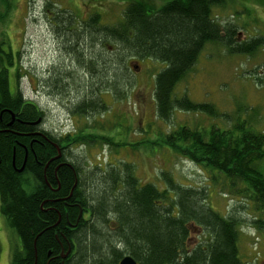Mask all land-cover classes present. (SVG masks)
I'll return each instance as SVG.
<instances>
[{
	"label": "trees",
	"instance_id": "trees-1",
	"mask_svg": "<svg viewBox=\"0 0 264 264\" xmlns=\"http://www.w3.org/2000/svg\"><path fill=\"white\" fill-rule=\"evenodd\" d=\"M163 2L155 10L129 2L121 22L112 27L101 25L99 14H94L70 34L72 15L56 16L57 37L75 63L73 69L83 87L70 109L72 115L104 111L103 93L114 101L122 100L127 61L135 59L162 65L154 77L153 93L159 120L168 122L176 111L229 120L211 104L194 103L184 94L176 98L174 89L206 45L219 44L229 55L250 56L264 47V37L238 43L234 25L220 26L212 11L226 0ZM86 45L101 51L90 55ZM107 46L113 50L107 52ZM12 60L11 50L0 46V215L21 247L12 253L10 264H118L125 256L137 264H255L239 258L238 230L246 221L237 210L223 216L214 211L206 189L180 184L169 173L161 174V184H142L130 162L84 169L67 152L73 145L100 141L115 148L123 146L107 138H56L41 130L43 138L38 136L34 143V169H29L36 183L30 191L23 175L12 168L14 162L19 169L23 159L18 144L28 146L16 132L30 128L8 124L11 114L21 121H35L42 112L24 100L18 89L10 91ZM51 69L46 87L61 92L71 72L60 66ZM235 122L229 130L216 125L206 131L181 128L163 140L170 151L211 173L212 184L220 176L230 196L247 206L250 202L259 216L251 224L264 230V172L259 166L264 160V134L255 133L243 121ZM192 232L200 240L189 248ZM61 247L63 254L67 252L64 259Z\"/></svg>",
	"mask_w": 264,
	"mask_h": 264
},
{
	"label": "rangeland",
	"instance_id": "rangeland-1",
	"mask_svg": "<svg viewBox=\"0 0 264 264\" xmlns=\"http://www.w3.org/2000/svg\"><path fill=\"white\" fill-rule=\"evenodd\" d=\"M129 2L154 10L164 3L163 0H0V46L11 50L13 55L8 73L10 91L18 89L24 100L42 112V129L56 138L87 135L123 145L115 148L100 141L69 147L68 154L82 168L130 162L142 184H159L161 174L169 173L180 184L206 189L207 202L220 215L237 210L239 218L246 221L238 230L239 258L246 263L264 264V230H257L251 224L259 217L251 203L247 206L230 196L220 176L212 184L211 173L170 151L163 140L181 128L206 131L216 125L218 129L229 130L236 120L243 121L255 133L264 134V47L246 56L229 55L223 46L208 44L192 70L174 89L176 98L184 94L194 103L211 104L218 113L229 116L227 121L179 111L168 122L159 120L153 93L154 77L162 65L135 59L127 61L122 100L114 101L110 94L103 93L100 98L104 111L80 117L70 113L83 87L79 73L73 69L75 63L64 53L57 37L56 16L72 15L74 20L68 34L76 33L78 26L94 14H99L101 25L112 27L121 22L125 4ZM212 18L220 26L234 25L238 43L264 37V0H226L223 6L213 9ZM106 50L113 49L107 46ZM99 51L100 48H91L90 55ZM111 56L114 62L116 58ZM58 66L71 72L73 79L68 78L64 83L67 88L57 93L54 88L46 87V82L48 71ZM259 166L264 172V160ZM25 181L28 185L36 184ZM196 232L190 236L189 248L200 240ZM20 249L18 236L0 215V264H10L12 253Z\"/></svg>",
	"mask_w": 264,
	"mask_h": 264
},
{
	"label": "flooded vegetation",
	"instance_id": "flooded-vegetation-1",
	"mask_svg": "<svg viewBox=\"0 0 264 264\" xmlns=\"http://www.w3.org/2000/svg\"><path fill=\"white\" fill-rule=\"evenodd\" d=\"M36 107V106H35ZM37 110H39L37 107H36ZM43 122V119H42V116L41 117H38L35 121H21L19 120V118L14 115V114H11V117H10V122L8 124V126H11L12 124H17L18 126H25V127H28L30 129H26V130H23V131H18L16 132V135L18 137H21L22 140L24 139L26 142H27V145L28 146H25V145H21V144H18V146L20 147L21 151H23V159L21 160V163H20V168L23 167V171L21 173L18 172V170L20 169H17V166L15 165L14 162H12V168L13 170L16 172V173H19V174H22L24 179L26 180H30L32 182H34V174L31 173L29 171V169H34V160H35V150H34V143L36 142L37 138H39L38 136H40L41 138H43V135L41 134V130H44L42 129L41 127V124ZM57 151V155L58 156H61V152L60 150L56 149ZM30 157V162L27 161L28 158ZM27 162H28V165H27ZM27 166V168H26ZM47 168V166L44 168L43 170V173L45 174V169ZM56 173V170L54 169V175ZM44 183L45 185H47V187L49 189H52L51 186L48 184L46 178L44 177ZM30 189L33 190L34 188V185L31 183L29 185ZM53 191V190H52ZM54 201H57V200H52V202ZM68 206V205H67ZM64 252V249L61 247V258L64 259L66 256H67V252L65 254H63ZM63 261L60 262V264H62Z\"/></svg>",
	"mask_w": 264,
	"mask_h": 264
},
{
	"label": "water",
	"instance_id": "water-1",
	"mask_svg": "<svg viewBox=\"0 0 264 264\" xmlns=\"http://www.w3.org/2000/svg\"><path fill=\"white\" fill-rule=\"evenodd\" d=\"M22 171H23V167L18 170L19 173H21ZM118 264H137V263L131 257L125 256L119 261Z\"/></svg>",
	"mask_w": 264,
	"mask_h": 264
}]
</instances>
